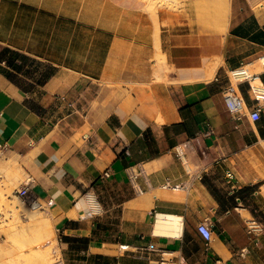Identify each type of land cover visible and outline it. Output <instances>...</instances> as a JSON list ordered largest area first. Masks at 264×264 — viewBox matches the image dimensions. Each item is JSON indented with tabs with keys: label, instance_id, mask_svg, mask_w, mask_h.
<instances>
[{
	"label": "crops",
	"instance_id": "0c3cea01",
	"mask_svg": "<svg viewBox=\"0 0 264 264\" xmlns=\"http://www.w3.org/2000/svg\"><path fill=\"white\" fill-rule=\"evenodd\" d=\"M213 9L158 8L168 70L157 79L127 35L107 56L86 47L67 0H0V151L48 203L66 264H151L122 244L189 264H264V233L248 228L264 221V110L237 118L223 94L240 65L264 82V0H223L215 24ZM159 213L180 215V234L157 235Z\"/></svg>",
	"mask_w": 264,
	"mask_h": 264
},
{
	"label": "rangeland",
	"instance_id": "374dc122",
	"mask_svg": "<svg viewBox=\"0 0 264 264\" xmlns=\"http://www.w3.org/2000/svg\"><path fill=\"white\" fill-rule=\"evenodd\" d=\"M155 1H157V3H155ZM169 1L167 0L166 1L165 0L163 1L162 0H150V1L67 0V4L69 6V17L72 21H74V23L76 22L77 17H81V18L84 17L85 19V35H86V39H88L86 40V47H89V45L94 46L98 44L103 55L105 54V56H107L108 53L110 52L112 43L115 42L117 43L116 46H118L119 45L118 39H120V37L124 38V36L127 35L126 36L127 42L131 43L132 41V45H133L132 50H127V53L129 54L131 53V55H133V57L135 58L141 55V50H143V52L149 51V54L152 57L151 62L156 69L157 64L160 63L161 60L158 51L159 49L157 48L159 25H158V18L154 14L155 11H151V10L152 9L154 10L155 8L158 10V8L165 6L178 8L179 5L186 0H172V1L169 0ZM192 1H196L202 7V10L198 11L200 17H206V16L209 17L210 16L209 12L205 10V7H213L214 9L212 11L211 17L213 19L214 24L218 23L217 21H219L218 19L221 18V13L223 11L221 9L223 0H192ZM226 1L228 2L230 8V0H226ZM151 3L152 6L154 7L148 6L151 5ZM154 3L157 5H154ZM80 11H83V14ZM70 29H75V26L70 27ZM115 38L116 40L114 41ZM122 45H124V43H122ZM122 50L124 49H121L120 52H122V54H125L126 51L125 50L122 51ZM38 66L41 65L38 64ZM246 67L249 68L250 71L254 73V70L251 66H246ZM165 70H168L167 66ZM157 79H161V78H157ZM101 83L110 84V81L102 79ZM10 166L12 167L10 168ZM12 168H14L16 175L19 177L13 176V174L10 171V169ZM23 173L24 172L18 161L9 158L5 153L0 151V211L4 212V214L5 213L8 214V215L6 214L0 215V242H4L5 239H7L6 238L7 233H11L15 231L16 229L15 225L19 226L31 221L29 219L30 213L33 212V210H37V212H39L38 214L40 215V217L44 219L46 223L44 224L45 228L43 227L44 230L43 229L42 230L45 231V233L48 231H52V228L54 230V232L52 231L54 234H52L51 237L46 236L44 238L46 240L42 242L44 246L48 249V250L46 249L47 253L46 256H44V259L47 257L48 262L46 263L50 264L56 259L58 254L56 255L53 252V248L57 243V233L53 223L52 216L50 215L49 205L43 200L37 199L38 201L37 200L34 201L32 199H29L21 192L23 187L29 186L28 184L25 183L29 178ZM21 174L24 176H22ZM15 179L16 180L19 179L20 181L17 180V182H13V180L15 181ZM17 185L18 187H16ZM13 218L14 219L16 218V220L18 219V221L9 224L10 219L13 220ZM11 222L12 221H10V223ZM32 254L33 255H31V257L33 256V258H30V256H28L25 258V261L27 260V262L31 261V263L32 262L34 263L37 261V259H39L38 255H34L35 251Z\"/></svg>",
	"mask_w": 264,
	"mask_h": 264
},
{
	"label": "bare ground",
	"instance_id": "6f19581e",
	"mask_svg": "<svg viewBox=\"0 0 264 264\" xmlns=\"http://www.w3.org/2000/svg\"><path fill=\"white\" fill-rule=\"evenodd\" d=\"M147 1H150V0H147ZM167 1H169V0H167ZM155 3H157V1H155ZM155 3H154V5H157ZM162 3H164V2H162ZM147 4H149V3H147ZM164 4H166V3H164ZM148 6L154 7V6H152V3H151V5H148ZM151 11H155L154 14L158 18L157 9L155 8L154 10L152 9ZM157 46H160V45L158 44ZM158 51H159V55L161 57V60H160V63L157 64V67L155 69L156 70V76H157V78H165L164 76H166V75L164 74V71H166L165 68H166L167 64L165 62L164 54H162V52H160V47H159ZM259 61L264 64V55L262 57H260ZM245 68L249 71V73L251 72L249 68H247V67H245ZM212 75H213V72L211 70H209L207 77L211 78ZM196 78L197 77L195 76V79ZM258 82L262 83V79L258 78ZM16 164H17V162H16ZM11 167L12 166H10V168ZM6 168H8V167H6ZM10 171L14 177L17 176L14 168L10 169ZM22 176H24V175H22ZM17 177H19V176H17ZM19 179H17V180H19ZM25 179H27V178H25ZM17 180L15 179V181L13 180V182H17ZM16 187H18V185ZM22 192L26 193V195L28 196L29 199H32V200L35 199L34 194L30 191V189L26 188V186L23 187ZM38 200H40V199L38 198ZM92 204H94V202ZM38 213L39 212H37V210H33V212H31L30 216H29V219L31 221H29L28 223L23 224V225H19V226L15 225L16 226L15 231L11 232V233H7V237H6L7 239H5V241L3 240L4 242H0V264H45L46 262H48L47 257L44 259V256H46V253H47L46 252L47 248L44 246V244L42 242L46 240V239H44L46 236L51 237V235L54 234L53 233L54 230L52 228L53 232L48 231L46 233H45V231H43L44 230L43 227L45 228L44 224H46V223H45L44 219H42ZM1 214H4V212L0 211V215ZM5 214L8 215L7 213H5ZM3 221H5V220H3ZM10 221H12V222L10 223ZM10 221H9V224H12L14 222H17L18 219L16 220V218L15 219L13 218V220L10 219ZM20 226H21V228H20ZM49 226H51V225H49ZM182 226H183V222H182V217L180 215H176V214L170 215V214H166V213H159L157 216V219H156V223H155V233L157 235H159V234H161V235L165 234V235H170V236L171 235H178V234H180V232L182 230ZM46 231H47V229H46ZM34 251H35L34 255H38L39 259H37V261L34 263L33 262L31 263V261L27 262V260L25 261V258L28 256H30V258H33V256L31 257V255H33L32 253ZM38 256H37V258H38ZM30 260H32V259H30Z\"/></svg>",
	"mask_w": 264,
	"mask_h": 264
},
{
	"label": "built area",
	"instance_id": "2783aa9c",
	"mask_svg": "<svg viewBox=\"0 0 264 264\" xmlns=\"http://www.w3.org/2000/svg\"><path fill=\"white\" fill-rule=\"evenodd\" d=\"M245 67L246 65H240L230 70V82L223 88V94L227 106L233 115H235L237 118H240L242 115L246 114L247 110H249V116L252 119L257 120L261 117V114L264 110V82H258V78L261 79L260 75L253 72L249 73ZM243 82L248 83V91L253 99V104L250 107L247 104L245 93L241 87ZM227 175L229 180L234 176L231 171H228ZM227 182L231 185V191L233 193V191H235V186L233 185L232 181ZM26 188L30 189L29 186ZM30 191L32 192L31 189ZM22 193L26 195V193ZM26 197L28 196L26 195ZM37 199L38 197L35 196L34 201ZM198 227L199 231L206 239L208 244L213 237V230L210 223L208 221H202ZM248 228L249 232L251 233H264V221L251 218L248 221ZM60 240L61 238L57 237V243L53 248V252L58 255L56 259L50 264H66L59 245ZM121 247L125 250L132 251L139 257L147 258L151 264H189L183 257H179L178 260H175L176 256L167 251H162L160 257L153 258L151 256V252L154 249L150 246L136 245L131 247L129 244H122ZM214 264H220L219 259H215Z\"/></svg>",
	"mask_w": 264,
	"mask_h": 264
}]
</instances>
